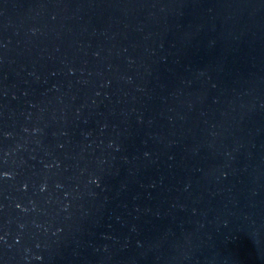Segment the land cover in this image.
I'll list each match as a JSON object with an SVG mask.
<instances>
[{
	"label": "water",
	"instance_id": "95a60500",
	"mask_svg": "<svg viewBox=\"0 0 264 264\" xmlns=\"http://www.w3.org/2000/svg\"><path fill=\"white\" fill-rule=\"evenodd\" d=\"M0 264H264V0H0Z\"/></svg>",
	"mask_w": 264,
	"mask_h": 264
}]
</instances>
